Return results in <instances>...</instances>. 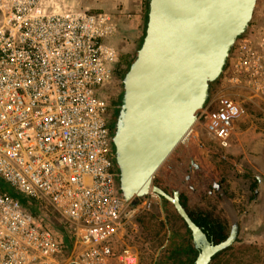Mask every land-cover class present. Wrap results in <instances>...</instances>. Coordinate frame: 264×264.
I'll return each mask as SVG.
<instances>
[{
    "label": "built area",
    "instance_id": "2783aa9c",
    "mask_svg": "<svg viewBox=\"0 0 264 264\" xmlns=\"http://www.w3.org/2000/svg\"><path fill=\"white\" fill-rule=\"evenodd\" d=\"M0 14V264H140L125 237L161 198L126 202L120 190L117 15L53 0H0ZM228 61L231 92L197 118L224 149L249 108L264 121V26L249 25Z\"/></svg>",
    "mask_w": 264,
    "mask_h": 264
},
{
    "label": "water",
    "instance_id": "95a60500",
    "mask_svg": "<svg viewBox=\"0 0 264 264\" xmlns=\"http://www.w3.org/2000/svg\"><path fill=\"white\" fill-rule=\"evenodd\" d=\"M256 5L257 0H148L145 36L124 80L123 113L114 134L122 196L130 202L152 190L170 202L191 231L198 251L193 264H211L236 243L239 217L227 239L216 244L191 218L180 191L170 194L154 179L192 133L210 84L224 73ZM214 191L221 202L228 200L223 181L214 182Z\"/></svg>",
    "mask_w": 264,
    "mask_h": 264
},
{
    "label": "rangeland",
    "instance_id": "374dc122",
    "mask_svg": "<svg viewBox=\"0 0 264 264\" xmlns=\"http://www.w3.org/2000/svg\"><path fill=\"white\" fill-rule=\"evenodd\" d=\"M120 4V0H53V5L61 8L109 11L116 14L120 30L118 37L111 43L125 52L130 51L125 59L128 64V62L133 63L136 60L145 36L148 5H143L140 23L135 29H132L131 20L126 14L119 12ZM1 21L0 14V23ZM253 25L264 26V0H257L250 23V26ZM130 67L124 68L122 73L127 75ZM229 72L228 67L224 70L218 83L210 84L208 99L221 91L231 92L230 88L227 90L226 82ZM262 117L257 108H249L248 120ZM191 134L189 139L178 146L158 171L154 185L161 186L170 194L179 190L181 198L190 211L203 209L227 219L229 232L234 218L239 217L240 231L237 240L240 242L237 243V246L258 245L264 248V225L258 227L252 219L246 217L254 203V193L257 188H253L252 175L248 173L244 164L231 157L227 153V149L222 148L206 132L203 122L197 121ZM192 161L198 164L200 169H195ZM240 165L239 170L238 166ZM188 176H190V180H187ZM215 181H223V187L228 195L227 201L221 202L215 191L210 193ZM135 220L139 226V232L132 235L129 230V235L132 237L129 238L130 243H128L139 250L141 264L194 263L196 257L193 258L185 253L188 246L194 245L193 240L183 220L170 202L161 199L150 211L139 213Z\"/></svg>",
    "mask_w": 264,
    "mask_h": 264
},
{
    "label": "crops",
    "instance_id": "0c3cea01",
    "mask_svg": "<svg viewBox=\"0 0 264 264\" xmlns=\"http://www.w3.org/2000/svg\"><path fill=\"white\" fill-rule=\"evenodd\" d=\"M120 1L121 8L119 12L126 14V16H134L130 20L132 29H135L141 20L144 0ZM227 153L246 166L248 173L253 177V184H256L257 187V197L254 199L251 210L246 217L252 219L258 227L264 225V121L245 118L237 122L234 127L231 146L227 149ZM240 168L241 165L238 166L239 170ZM247 180L249 181V179ZM132 235L128 234L125 241L130 243ZM121 243L120 240L119 244Z\"/></svg>",
    "mask_w": 264,
    "mask_h": 264
},
{
    "label": "trees",
    "instance_id": "16d2710c",
    "mask_svg": "<svg viewBox=\"0 0 264 264\" xmlns=\"http://www.w3.org/2000/svg\"><path fill=\"white\" fill-rule=\"evenodd\" d=\"M143 3L144 5H148L147 0H144ZM132 64L133 63L131 62L129 63L130 66ZM228 67H229V61L227 62L225 66V70ZM219 79L211 83V85L214 83H218ZM112 133L115 134L116 131ZM255 187H256V184L253 185L254 189ZM181 201L184 207L187 209V206L185 205L182 198H181ZM188 212L191 218L196 222V224L204 230V232L208 235L209 239H211L214 243L218 244L227 239L229 235V227H228L227 219L225 218L223 219L221 216L209 213L203 209H200L197 211L188 210ZM184 224L186 228L188 229L185 222ZM188 231L191 235V231L189 229ZM191 239H192V235H191ZM239 242L240 241L237 240L236 244H234L227 250L215 256L211 264H264V248L263 247H260L258 245L237 246V243ZM185 253L190 256H193L194 258L197 256L198 251L195 249L193 245V246H188L187 251H185Z\"/></svg>",
    "mask_w": 264,
    "mask_h": 264
},
{
    "label": "flooded vegetation",
    "instance_id": "af4514ba",
    "mask_svg": "<svg viewBox=\"0 0 264 264\" xmlns=\"http://www.w3.org/2000/svg\"><path fill=\"white\" fill-rule=\"evenodd\" d=\"M118 53H119V69L120 72L117 73L114 76V81H115V86L111 88L109 91V107L111 109V116H110V127L112 132L116 131L117 126L120 122L122 113H123V106H124V97H125V92H124V75L126 77V73L123 74L124 68H129V62L126 64V57L127 55L130 54V51L125 52L122 49L118 48ZM126 64V65H125Z\"/></svg>",
    "mask_w": 264,
    "mask_h": 264
},
{
    "label": "bare ground",
    "instance_id": "6f19581e",
    "mask_svg": "<svg viewBox=\"0 0 264 264\" xmlns=\"http://www.w3.org/2000/svg\"><path fill=\"white\" fill-rule=\"evenodd\" d=\"M191 135H192V134H190V135L188 136V138H187V139H189V137H190ZM187 139H186V140H187ZM186 140H185V141H186Z\"/></svg>",
    "mask_w": 264,
    "mask_h": 264
}]
</instances>
